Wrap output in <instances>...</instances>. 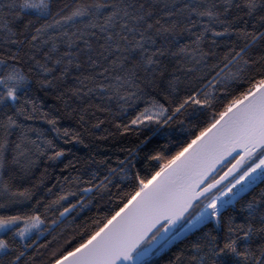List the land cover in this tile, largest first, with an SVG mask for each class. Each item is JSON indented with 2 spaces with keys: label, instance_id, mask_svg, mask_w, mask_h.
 Returning <instances> with one entry per match:
<instances>
[{
  "label": "snow or ice",
  "instance_id": "6c2138e0",
  "mask_svg": "<svg viewBox=\"0 0 264 264\" xmlns=\"http://www.w3.org/2000/svg\"><path fill=\"white\" fill-rule=\"evenodd\" d=\"M41 187L0 213V264H264V0H0V209Z\"/></svg>",
  "mask_w": 264,
  "mask_h": 264
},
{
  "label": "trees",
  "instance_id": "16d2710c",
  "mask_svg": "<svg viewBox=\"0 0 264 264\" xmlns=\"http://www.w3.org/2000/svg\"><path fill=\"white\" fill-rule=\"evenodd\" d=\"M48 104L53 103L51 99L47 100ZM140 107H143L141 104ZM135 115V112L133 110H129L125 115L121 117V119L117 122H123L127 123L129 119ZM103 118V117H101ZM39 126L47 128L48 126L43 124V122H39ZM60 126L61 127H76L75 122L69 119H61L60 120ZM114 131V129H111ZM172 131V135L175 137L176 140H184L187 138L186 133L182 132L181 129L178 126H174ZM99 134V133H98ZM135 139V134H129L124 136L123 138L117 137L115 140L109 139L107 141H97L98 148L94 146L97 159H102L105 157H109V163L111 166H116V160L117 157L123 158L124 153L118 151L119 147L122 145H128L130 141ZM62 147H65L66 149L70 150L71 155L67 157V159H75V157H84L88 155V149H85L82 145L78 144H68V145H61ZM67 159L65 160V163L67 162ZM63 167V165H59L53 169L49 168V172L52 173L53 178L49 182V186L51 183H55V176L61 175L60 168ZM45 165L41 163L37 168L33 170V175L28 178L19 179L13 181L14 189L13 190H20L23 191L26 188H33L35 184L39 182L41 173L44 171ZM68 173H64V175H67ZM7 175V173H5ZM113 192H116V189H112ZM43 195V188L41 187L39 192L37 193L36 197L31 201H25L20 204L13 205L10 209H0V213H3L5 211L14 214L15 212L19 211L21 213L28 212L32 205L35 204L36 199H39ZM54 198V197H53ZM101 207H104L106 205L105 201H99L98 202ZM40 211L43 212L44 209L41 207ZM100 213L97 212V207L94 205L91 210H85L83 212H73L65 221L63 224L60 225L59 228L56 229L55 233L53 235H58L57 241L53 244V247L64 245V247L68 248L71 246H74L75 243H77L80 239V233L83 230V227L86 224H91V221L93 218H96ZM48 218L50 219L53 216L52 212H49L47 214ZM52 237L49 236L48 239H51ZM44 241L42 240L41 243ZM172 256V253H166L162 255L161 257H157V264H168L169 258Z\"/></svg>",
  "mask_w": 264,
  "mask_h": 264
}]
</instances>
